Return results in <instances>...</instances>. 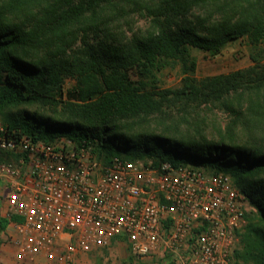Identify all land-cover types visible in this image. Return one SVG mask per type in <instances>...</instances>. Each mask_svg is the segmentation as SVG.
<instances>
[{"label":"trees","instance_id":"trees-1","mask_svg":"<svg viewBox=\"0 0 264 264\" xmlns=\"http://www.w3.org/2000/svg\"><path fill=\"white\" fill-rule=\"evenodd\" d=\"M130 11L147 13L153 30L125 43L84 38L77 45L80 30L99 29L107 12L118 19ZM241 36L264 45V0H0V113L10 129L33 137L93 136L106 153L230 174L256 208L239 231L233 264H264V63L254 58L248 68L201 79L189 74L191 47L215 55ZM173 61L186 73L183 85L147 88ZM67 77L75 80L70 88ZM210 103L230 116L220 143L179 135L169 123V110L186 118ZM21 106L61 119L11 111ZM154 121L170 136L143 128ZM239 130L253 139L238 145Z\"/></svg>","mask_w":264,"mask_h":264},{"label":"built area","instance_id":"built-area-1","mask_svg":"<svg viewBox=\"0 0 264 264\" xmlns=\"http://www.w3.org/2000/svg\"><path fill=\"white\" fill-rule=\"evenodd\" d=\"M251 211L228 173L106 153L93 136L33 137L0 115V216L19 262L75 264L123 240L160 264H233Z\"/></svg>","mask_w":264,"mask_h":264},{"label":"rangeland","instance_id":"rangeland-1","mask_svg":"<svg viewBox=\"0 0 264 264\" xmlns=\"http://www.w3.org/2000/svg\"><path fill=\"white\" fill-rule=\"evenodd\" d=\"M128 8V7H127ZM107 17L105 23L97 30H88L87 34L83 36L84 30H80V37L77 45H80L81 39H89L93 44H97L100 39H108L109 41L125 43L131 36H145L153 30V22L150 16L145 12L130 11L118 19H111L113 14L106 13ZM190 54L195 60L196 68L189 74L197 79L216 74H227L236 70L248 68L254 64V58L260 63H264V45L253 46L247 36H241L234 40L229 41L218 54L212 55L209 51L197 47L190 48ZM188 74V73H187ZM186 73L183 72L182 64L178 61H173L156 76L158 81H149L147 88L159 91L165 88H176L183 85V78ZM75 80L72 77H67L64 81V87L70 88L74 85ZM204 111L196 114L194 110H190L193 117L189 118L183 116V112L176 108L169 110L170 120L169 123L176 124L177 132L179 135H189L196 139H201L202 143H220V132L224 134L226 123L229 121L230 116L223 112L219 105L210 103L203 106ZM26 109L31 113H36L43 118H49L51 121L60 120L59 115H54L45 107H38L36 109L21 106L13 107L11 111L18 112L19 110ZM3 120L6 121L5 116L0 113ZM7 122V121H6ZM264 127V125H263ZM143 128H147L154 134H161L170 136L160 132L162 126L156 121L149 123ZM138 128V129H143ZM264 130V128H263ZM262 130V131H263ZM253 137H249L245 130H239L235 140L238 145H246ZM148 161V160H147ZM151 161V159H149ZM11 247V257L16 260L15 250L11 243L8 241L4 234V230L0 229V264L3 250L5 245ZM15 264V263H13ZM78 264H157V261L152 258H138L132 257L128 250L127 244L123 240H117L112 246L97 248L80 257Z\"/></svg>","mask_w":264,"mask_h":264},{"label":"crops","instance_id":"crops-1","mask_svg":"<svg viewBox=\"0 0 264 264\" xmlns=\"http://www.w3.org/2000/svg\"><path fill=\"white\" fill-rule=\"evenodd\" d=\"M9 249H11V247L9 248L8 244L4 246L3 255H2V257L3 256L4 257L1 258V261L3 264H13V263H15V264H55V263H50V261L47 258H45L44 256L37 258L33 262H27V261L19 262L17 260H14L13 257H11V254H13V252H11L12 249L11 250H9ZM144 258H152V257H144ZM152 259L156 260L157 258H152ZM79 260H80V258L77 260V262L75 264H78ZM157 264H158V262H157Z\"/></svg>","mask_w":264,"mask_h":264}]
</instances>
